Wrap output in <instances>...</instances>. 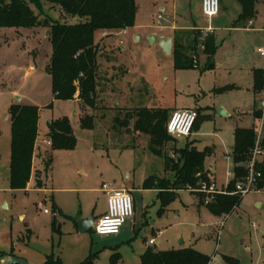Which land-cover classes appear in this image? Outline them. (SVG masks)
Masks as SVG:
<instances>
[{"label":"rangeland","instance_id":"1","mask_svg":"<svg viewBox=\"0 0 264 264\" xmlns=\"http://www.w3.org/2000/svg\"><path fill=\"white\" fill-rule=\"evenodd\" d=\"M136 5L132 27L97 38L93 108L79 99L55 98L46 70L52 47L44 26L0 27V253L12 252L31 264H43L47 255L62 264H139L148 247H192L210 256V264H264V187L242 195L232 212L220 216L201 203L209 197L204 192L179 189L163 206L158 189L143 187L148 176L170 181L173 174L164 171L160 151L175 161L171 148L193 145L192 139L215 144L206 164L217 189L232 177V130L255 125L253 110L264 96L253 90V70L264 66V57L256 52L263 42L264 0H256L246 28L235 24L238 0H220L211 21L202 13L201 0H136ZM34 10L40 18L63 20L49 4ZM172 22L178 28H199L203 36L212 34L216 50L204 55L199 43L197 67H174L173 43L166 54L157 42ZM182 31L181 40L191 38L190 30ZM150 35H155L153 42ZM183 46L193 54L187 42ZM12 104L40 108L39 140L46 139L47 124L57 118L67 120L76 138L73 148L49 152L42 150L48 144L38 142L36 154L45 161L35 157L27 191L12 190L8 183ZM182 108H197L205 116L191 137L169 139L159 148L136 129L146 113ZM86 116L91 123L83 126ZM48 159L52 169L45 166ZM103 183L131 188L134 216L114 235L100 236L93 227L79 231L78 219L95 222L106 211ZM151 237L159 244H148Z\"/></svg>","mask_w":264,"mask_h":264},{"label":"trees","instance_id":"2","mask_svg":"<svg viewBox=\"0 0 264 264\" xmlns=\"http://www.w3.org/2000/svg\"><path fill=\"white\" fill-rule=\"evenodd\" d=\"M241 6L235 24L244 26L255 15L256 0H238ZM44 4L52 9H58L63 20H54L49 16L40 18L34 8L40 10ZM32 6L34 8H32ZM137 11L136 0H0V27L44 26L49 30L48 40L51 43L52 53L47 72L51 76L52 90L56 99L77 98L82 105L95 107L97 87V56L99 45L97 38L105 33L118 32L134 25ZM68 17H76L75 22H69ZM190 39L181 40L182 30L175 31L172 37V56L174 67H197L196 49L199 43L203 45V54L211 55L216 50L212 34L202 35L199 29L190 31ZM184 42L193 54L186 53ZM211 66V64H209ZM264 86V68L253 70V90L260 92ZM10 128V156H9V187L12 190H22L30 180L32 159L38 136V119L40 110L32 104H12L9 109ZM168 115L163 111L146 113L143 119L136 123V129L145 132L150 142L159 148L170 136L165 128ZM205 116L197 114L193 129ZM255 118L261 117V110L255 111ZM91 117L81 119L83 126L91 123ZM46 138L50 141L47 152L53 149H71L76 144L69 123L65 118L53 119L48 124ZM255 144V126H236L233 129V144L231 149L233 177L229 180L227 189L232 191L237 178L245 174L244 163L250 156ZM264 148V133L260 140ZM176 154L175 161L165 152H161L164 161V171L172 172V179L155 178L148 176L143 181L144 188L159 190V197L163 206H166L174 197L175 190L191 189L197 193L201 183L209 184L214 181L205 170V156L210 148L198 150L190 143L181 147H173ZM49 160V161H48ZM45 166L51 161L48 159ZM262 176L257 188L264 187V166L259 164ZM156 179V180H155ZM36 184L40 181L36 179ZM241 195L215 193L207 201L201 203L216 216L229 214L239 204ZM8 254L13 255L12 252ZM4 255L3 252L0 256ZM113 259V257H112ZM210 256L192 247L177 249H158L148 247L141 255L139 264H209ZM115 260V259H114ZM43 264H62L56 258L47 255ZM79 264H85L83 262Z\"/></svg>","mask_w":264,"mask_h":264},{"label":"built area","instance_id":"3","mask_svg":"<svg viewBox=\"0 0 264 264\" xmlns=\"http://www.w3.org/2000/svg\"><path fill=\"white\" fill-rule=\"evenodd\" d=\"M219 7L220 0H201V10L208 21L219 12ZM161 18L162 16L159 14L158 19ZM256 52L264 57V44L258 46ZM261 93L264 95V86ZM258 108L261 110V117L255 126V144L250 151L248 160L244 163L245 174L235 180L232 191H229L226 186L217 189L214 181L209 184L202 182L197 191L206 193L209 196L207 200L215 193H237L242 196L257 189V183L262 176V171L258 165L263 164L264 166V148L260 145L264 133V121L262 119L264 115V96L258 103ZM196 117L197 112L192 108L171 111L165 124L167 133L176 139L190 136L193 132ZM45 143L49 145L50 141L47 139ZM231 176L233 177V173ZM101 187L106 195L107 207L106 211L95 221L93 230L100 236L114 235L119 232L125 220L133 215V198L127 189L116 188L106 183H103ZM44 212H47V210L45 209ZM153 243L154 239H149V244Z\"/></svg>","mask_w":264,"mask_h":264},{"label":"crops","instance_id":"4","mask_svg":"<svg viewBox=\"0 0 264 264\" xmlns=\"http://www.w3.org/2000/svg\"><path fill=\"white\" fill-rule=\"evenodd\" d=\"M240 4V3H239ZM222 8L223 9H227L228 8V6H224V5H222ZM165 8H162V10H164ZM256 11V10H255ZM241 12V11H240ZM239 12V13H240ZM219 13V12H218ZM161 16H162V14H161ZM215 16V15H214ZM213 16V17H214ZM212 17V18H213ZM211 18V19H212ZM211 19L209 20V21H211ZM251 21H252V19L250 20V21H248L247 23H251ZM209 23V22H208ZM247 23L244 25V26H241V27H243V28H246L247 27ZM252 26V25H251ZM165 29H167L169 32L168 33H160V35H164L165 37H167V36H171V37H173V33L176 31V30H192V29H199V28H195V27H191V26H188V25H183V26H180L179 28L177 27V25H176V23L174 24V22H172L170 25H167V26H165ZM126 29H124V30H122L123 32L125 31ZM199 30H201V29H199ZM201 31H203V30H201ZM206 31H209V32H211V30H210V28L209 27H207L206 28ZM160 37V36H159ZM159 39V38H158ZM154 40H155V38H154ZM259 40V39H258ZM262 39L260 38V40L258 41V43L261 41ZM262 45L264 44V29H263V42L261 43ZM261 44H259V46L261 45ZM77 93V92H76ZM74 99L75 100H77L78 101V98H77V95L75 94L74 95ZM257 107H255L254 108V110H253V116H254V113H255V111H258L259 110V108H258V104L256 105ZM39 108V107H38ZM192 109H194L196 112H197V114L199 115L200 113H199V110L197 109V108H192ZM39 110H40V108H39ZM39 117H40V115H39ZM257 119V122L255 123V125L254 126H256V124L258 123V121H259V118H256ZM262 119H263V121H264V115H263V117H262ZM38 121H39V119H38ZM47 127H48V124H47ZM240 127H248V126H240ZM199 128V124H198V126H197V128L196 129H193V132H192V134L191 135H194L195 133H196V130ZM234 129V128H233ZM48 131V130H47ZM38 135H39V125H38ZM191 135H190V137H191ZM189 137V136H188ZM187 138V137H186ZM186 138H184V139H186ZM191 139V138H190ZM45 140H47V138L46 139H42V140H39L38 139V136H37V139H36V145H35V150H34V156H33V159H32V172H31V177H30V180H29V182L27 183V185H26V187L23 189V190H25V191H27V189L29 188V186H30V184H31V181H32V178H33V174H34V159H35V157L37 156V158L39 159V163H41V164H43L44 163V161H45V159H44V155L43 154H36V148H37V144H38V142H43L45 145H46V143H45ZM193 140V142L194 143H192L193 145L192 146H194L195 148H197L198 150H202V149H204L205 147H209L210 148V153L208 154V155H206L205 156V161H204V165H205V170L207 171V174L210 176V177H212L213 178V180H214V177H213V174H212V168L210 167V166H207V164H206V161H207V159L209 158V156L210 155H212V154H214L215 153V144H201V141L199 140V139H192ZM232 144H233V130H232ZM231 147H232V145H231ZM42 150H44V151H46L47 150V147L45 146V147H43V149ZM51 169H52V161H51ZM81 172H83V170L81 169L80 170ZM9 173V172H8ZM8 183H9V181H8ZM42 185H45V183H43ZM120 187L119 188H124V189H127L129 192H130V194H131V188L129 189L126 185H124V184H120L119 185ZM227 187L228 185H227V183H226V185H224V186H222L223 188L224 187ZM39 188L40 187H36V188H34V189H36V190H39ZM261 189H263V188H257L256 189V191H258V190H261ZM50 190H52V188L50 189ZM176 192H177V190H175L174 191V193L176 194ZM7 206V204L5 203L4 204V207H6ZM48 212V211H47ZM46 212V213H47ZM210 212V211H209ZM104 213V212H103ZM102 213V214H103ZM101 214V215H102ZM100 215V216H101ZM134 216V213H133V215H132V217ZM23 216H21V218H22ZM131 218V217H130ZM130 218H128V219H130ZM125 222H126V220H125ZM124 222V223H125ZM95 223V222H94ZM123 223V224H124ZM119 233V232H118ZM154 233H158V232H154ZM151 238H153L154 239V237H151ZM150 238V239H151ZM148 244H149V240H148ZM153 244H156V245H158L159 244V240H156V239H154V243ZM211 260V259H210ZM209 264H210V262H209Z\"/></svg>","mask_w":264,"mask_h":264},{"label":"water","instance_id":"5","mask_svg":"<svg viewBox=\"0 0 264 264\" xmlns=\"http://www.w3.org/2000/svg\"><path fill=\"white\" fill-rule=\"evenodd\" d=\"M49 34V30L46 31V35ZM152 38V42L154 41L155 35H150ZM158 44L160 48L163 50L164 53L170 54L171 53V46H172V37L164 35H160L158 39ZM221 114H225L222 110L220 112ZM94 225V219L93 218H87V219H78L77 221V228L79 231H84L92 228ZM0 264H31L30 262L26 261L25 259L21 257H17L15 255L11 254H4L0 256Z\"/></svg>","mask_w":264,"mask_h":264}]
</instances>
